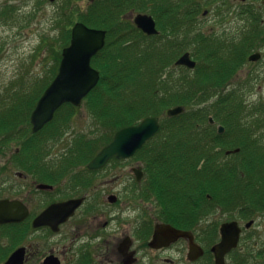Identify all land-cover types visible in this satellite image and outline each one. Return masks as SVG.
<instances>
[{
  "label": "trees",
  "instance_id": "obj_1",
  "mask_svg": "<svg viewBox=\"0 0 264 264\" xmlns=\"http://www.w3.org/2000/svg\"><path fill=\"white\" fill-rule=\"evenodd\" d=\"M95 1L101 0H94L93 3ZM137 1L139 6L136 3V10L149 11L152 15L156 11L159 17L167 16V11L175 4L177 10L173 12L171 9V12L175 17L182 18V21L174 20L173 31L179 30L177 27L181 23L191 25V17L201 10L200 0H191L186 9L183 4H176V0H171L172 3L168 5L163 0H153L142 9V0ZM211 1L217 0H208L209 3ZM221 1L233 8L229 0ZM261 1L264 4V0ZM68 4L67 0L66 6L60 11L69 39L74 11H71ZM70 4L73 7L71 0ZM243 6L249 7L247 3ZM96 7L78 20H83L88 26L108 30L106 45L92 58V65L101 74L99 84L92 91L95 100L87 97L88 105L96 106L102 117L105 128L103 143L121 126L134 124L147 115H161L167 107L182 105L185 108L183 113L162 119L161 129L171 130L159 140L158 147L151 145L154 149L148 151L147 147L152 143L150 141L143 149L147 157L145 166L149 168L150 175L151 171L154 172L149 190L155 194L157 201L164 204L168 218L173 222L180 218L186 219V214H191L196 208L200 212L213 201L222 206H238L239 202L241 204L245 201L248 205L264 209V132L261 131L264 129V117L258 115H264V100L259 101L260 108L254 105L247 109L241 105L240 99H236L239 95L233 90L230 95L221 94V98L211 104L207 102V97L223 90L234 77L245 55L264 47V21L259 24L261 13L249 14L247 31L232 30L230 35H219L215 32L183 30L182 43H185L179 50L172 52L153 44L150 52L138 53L134 61L122 45L125 43L130 46L127 44L129 39L117 34L118 27L113 28L115 24L110 20L117 17L120 10L111 7L108 2L94 10ZM179 7L183 9L181 13ZM6 8L3 6L0 9L3 14ZM246 10H239L238 13H247ZM56 18L61 19L59 16ZM165 26L163 24L160 28L162 34L166 31ZM128 27L131 28L132 24ZM153 37L162 38L160 35L150 38ZM185 51H191L197 60L194 69H172L168 66ZM163 68L168 70L164 73H169L167 80L158 78L154 73L158 71L162 75ZM171 72L176 73L177 77L171 78ZM41 78L32 77L27 80L22 76L18 88L9 85L7 90L0 91V144H9L24 136L29 138L25 144H42L45 139L51 140V137L59 134L56 125L63 115L70 118L69 108L64 105L61 109L66 108L67 111L62 115L59 109L54 119L38 135H31L27 131L30 112L45 88V82L51 77ZM242 85L250 88L249 82ZM121 97L129 99H118ZM109 103H112V108L103 110ZM114 103L119 107H115ZM208 116L225 127L222 133H218L209 123ZM220 116L224 118L220 120ZM248 117L250 120H247ZM47 127L53 136L43 133ZM229 129L232 130V141L225 138L229 137ZM236 148L238 151L226 153ZM155 167H158L156 171Z\"/></svg>",
  "mask_w": 264,
  "mask_h": 264
},
{
  "label": "flooded vegetation",
  "instance_id": "obj_2",
  "mask_svg": "<svg viewBox=\"0 0 264 264\" xmlns=\"http://www.w3.org/2000/svg\"><path fill=\"white\" fill-rule=\"evenodd\" d=\"M93 1L87 0L88 3ZM115 4L119 2L115 1ZM119 19L123 18L110 19L115 24L112 27H118L117 34L123 35L124 32L119 30L132 24L131 28L141 39L148 40L153 36L143 32L135 24V18L130 17L125 21ZM78 22L87 25L83 20ZM165 32L162 34L161 31L162 35L159 34L162 37L160 43L168 48L166 44H162L167 39ZM178 33L179 31H175L176 35ZM127 44L137 45L138 53L150 52L152 49L151 45L142 47L143 43L137 39L129 40ZM87 97L88 95L82 99L79 106L65 104L70 107V118L63 115L56 126L59 131L63 128L69 133L76 116L82 110L80 119L88 120L89 126H93L92 130L85 136H75V131L68 147L59 156L50 155L51 144H25L29 138L22 137L13 143L0 144V264H141V248L157 252L166 251L175 245H179L177 257L164 258L169 264H198L202 260L201 264H215L212 248L221 241L220 228L222 224L233 221L239 228L238 239L224 254V263L264 264V223L261 217L264 209L248 205L245 201L241 204L239 202L238 206H222L213 201L200 212L196 208L191 214H186V219L180 218L174 222L165 216L167 211L164 204L158 201L166 221L156 220L153 227L151 223L148 224L151 231L148 240L136 245L130 235H125L121 240L117 239L115 246H99V252L94 254L93 238L99 236L96 231L108 227L109 223L104 221L103 224H85L82 222L83 216L92 212L96 206V200L102 192V174L108 165L125 160L110 159L104 166L89 168L90 160L102 148L103 124L100 112L96 106L88 105ZM84 113L87 115L83 117ZM125 126L128 125L122 127ZM39 132L33 135H38ZM60 135L51 137V140H56ZM46 145L49 150H46ZM146 146L147 143L142 149ZM7 151H10L9 156H5ZM8 164L15 169L12 182L2 178L12 177L7 170ZM130 171L132 173V167ZM71 200H77L78 204L70 216H67L66 205H72ZM110 200L115 203L118 196L113 193L107 195L109 203ZM82 211L85 214L82 215ZM206 218L209 221L206 224L208 229L201 226ZM159 223H169L177 229L191 232L193 244L203 249L202 254H192L189 257L192 251L188 237H180L158 248L151 247L149 242L154 226ZM203 234L207 236L206 239L201 238ZM127 238L129 245L120 250Z\"/></svg>",
  "mask_w": 264,
  "mask_h": 264
},
{
  "label": "rangeland",
  "instance_id": "obj_3",
  "mask_svg": "<svg viewBox=\"0 0 264 264\" xmlns=\"http://www.w3.org/2000/svg\"><path fill=\"white\" fill-rule=\"evenodd\" d=\"M66 1L67 0H56L55 2H49L48 0H0V9L3 6L7 7L4 11V14L0 10L1 91L7 88V83L9 82H12L11 86H18L20 83L19 81L22 80V76H25V79L27 80L32 77H42L41 79L43 80L47 77L53 78L55 76V71L61 56V49L65 45L67 41L66 39H68V29L64 26V21L63 18H61L60 11L62 10V7L64 8L66 6ZM71 1L73 7L70 4V0H68V6L71 11H74L72 23L80 19V17H83V15L91 13L93 11H91V9L94 6H97L94 10L98 9L104 2H108L111 4V7L120 10L118 17L123 18L119 19L120 21L130 19V15L135 11H130L131 6H136V3L139 6V2L137 0H120L118 1L119 4H115V1L117 0H101L95 1V3H88L87 0ZM152 1L153 0H142L140 8L142 9L146 3ZM176 1L178 2L176 4H183L186 9L188 6H190L189 3L191 0ZM164 2L166 5L172 3L171 0H163V3ZM229 2H231V0H229ZM245 3H247L249 7H244L243 5ZM200 5V13L198 12L196 16L191 17V25H183L181 23L177 27L179 29L177 30L179 31L177 35L175 34V31H173V23L174 20L181 22L182 18H177L174 16V14H172L171 9H173V12L177 10L175 4H173L172 8L167 11L169 14H167V16L162 15L159 17L156 14V11L155 15H152L149 11L141 12L151 15L157 21L158 29L163 27V24H166L165 34L167 35V39L166 41L162 42V44H166L168 47L167 50L172 52L179 50V48H181L185 43H182L181 34L183 30L192 32L194 31L196 33L215 32L219 35H230L232 30H239L240 32L247 31L249 25V22H247V17H250L251 15L249 16V14L251 13H261L259 19L260 25L264 21V4H262L261 0H246L244 3L237 0L233 8L226 5V3L221 0L211 1L210 3L208 0H200ZM149 10L152 9L149 8ZM182 10L183 9H180V7L178 8L179 13H181ZM239 10H246L247 13L243 12L240 14L238 13ZM8 11H10L9 14H7ZM204 11H206L205 15H203ZM56 16H59L61 19H57ZM246 24L248 25L246 26ZM69 28H71V26ZM120 32H124L123 35L129 40L134 41L137 39L139 42L143 43L142 47L145 45H151L154 47V44L164 48L161 45V40L158 37H153L148 40L141 39L137 33H134L133 28H130L129 30L128 26H126ZM174 42H177L178 44L174 45ZM122 45L125 47V52L130 56L131 59L135 61V58L138 57L137 45L127 46L125 43ZM254 51H260L261 57L259 60L256 62L249 61V54L245 55L243 64L236 71L234 77L226 84L223 90H219L215 94L207 97V102L209 104L213 103V101L217 100L218 98H221L219 97L221 94L230 95V92L234 90L235 93L239 95L236 99L241 100L242 106H246L245 108L247 109L254 105L259 107V101L264 100V47L261 46L259 49H255L252 52ZM225 57L226 56H223V58ZM168 66H170V64H168ZM162 71V75L158 71H154V73L158 78L162 77L163 80H167L169 73L166 75L164 73L168 70L163 68ZM207 74L209 75L210 72L207 71ZM173 77H177V74L171 72V78ZM246 82H249V89L242 87V84ZM88 97L94 99L92 91L88 94ZM87 101L89 100L87 99ZM114 106L119 107L117 103H114ZM66 108L61 109L60 114L63 115L67 111ZM111 108L112 103H109V105L104 107L103 110H109ZM247 109L245 110L244 114L246 113ZM81 112L82 110L79 111V114L74 120L72 131L68 133V130L62 128L59 131L61 134L59 138L56 140H49L48 138L47 140L45 139L46 141L44 140V144H51L50 155L56 157L62 154L68 147L75 131V136H85L92 130L91 127L93 126H89L87 123L88 120L80 119ZM85 115H87V113H84L83 117ZM258 115L264 117V115ZM254 116L257 115L254 114ZM210 117H207L208 121L212 119L213 122L209 123L213 125V127H215L214 129L216 130L220 123L214 118ZM223 118L224 116L219 117L220 120ZM247 120H250V118L248 117ZM29 130L30 126L28 127L27 131ZM170 130L171 129L162 128L158 136L155 137L152 143L147 147L149 148L148 151L158 147L157 143H159L160 138H164ZM261 131L264 132V129ZM43 133L50 136V128L47 127ZM231 133V129L227 130V135H229V137L225 138H227L229 141H232L230 136ZM48 145L45 147L46 150H49L47 147ZM151 145L154 146V148H152ZM9 154L10 151H7L5 156H9ZM83 154L84 153L82 152L81 155L83 156ZM133 158L134 159L132 161L126 160L121 163H111V165H108L102 174V192L96 200V206L90 213L85 214L84 211H82V215L85 214L83 216L82 222L85 224H92L94 222L103 224L104 221H108L109 223L108 227L96 231L99 236L93 238L94 244H92L94 254L99 252V246H103L105 244L115 246L118 242L117 239L121 240L125 235H130L132 239H134L136 245H141L145 239L148 240V238L151 236L150 227L148 226L149 223H151V226L153 227V222L156 220L166 221L162 215V206L158 203L155 194L149 190L152 180L151 177L154 172L151 171L150 175L149 168L145 166L147 163L146 152L142 149V151L136 153ZM135 165H141L143 172H145L141 184H137L135 182V178L130 171L131 167ZM157 169L158 167H155V171ZM7 170L12 174V177L2 178L12 182V179L15 178V169L8 164ZM111 193L118 196V200L115 203H109L107 201V195ZM165 216H167L166 212ZM261 217L262 223H264V215ZM208 222L209 221L206 218L202 221L201 226H204L205 229H208V225H206ZM201 238L206 239L207 236L203 234ZM178 246L175 245L170 249H166V251L157 252H149L145 248H141V264H169V262L165 261L164 258H176ZM202 261H200L198 264H201ZM175 262L178 261L175 259Z\"/></svg>",
  "mask_w": 264,
  "mask_h": 264
},
{
  "label": "water",
  "instance_id": "obj_4",
  "mask_svg": "<svg viewBox=\"0 0 264 264\" xmlns=\"http://www.w3.org/2000/svg\"><path fill=\"white\" fill-rule=\"evenodd\" d=\"M135 23L148 34L157 33L152 16L137 14ZM105 34L104 30L91 29L82 23H76L73 26L70 45L62 50L58 72L41 95L31 114L32 132H37L45 123L50 121L55 110L63 103L71 102L74 105H79L82 98L96 85L100 74L90 65V59L104 46ZM259 57L260 54L256 52L249 58L250 60H257ZM177 64L194 68L196 63L191 59L189 53H185L177 61ZM183 111V106L177 105L167 108L164 111V115L172 117L181 114ZM210 120L212 121V119ZM159 127V118L148 116L136 125L121 128L115 133L112 141L89 163V168L101 167L113 156L118 159L132 156L137 149L141 148L144 142L157 132ZM222 129L220 126L219 131H222ZM133 172L136 175V179L140 181L142 176L141 168H134ZM71 203L72 205H66L67 215L72 213L78 201L71 200ZM220 231L222 235L221 241L212 248L215 255V264H225L224 254L235 245L239 228L237 223L233 221L222 224ZM180 237H188L191 242L192 252L189 257L192 254L196 256L202 254L203 250L194 246L193 236L190 232L178 230L170 224H156L149 245L158 248ZM126 240L129 239L124 240L120 250L129 245Z\"/></svg>",
  "mask_w": 264,
  "mask_h": 264
}]
</instances>
